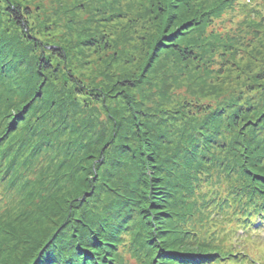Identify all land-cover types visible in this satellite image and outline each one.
Returning <instances> with one entry per match:
<instances>
[{"label":"trees","instance_id":"obj_1","mask_svg":"<svg viewBox=\"0 0 264 264\" xmlns=\"http://www.w3.org/2000/svg\"><path fill=\"white\" fill-rule=\"evenodd\" d=\"M181 2L182 0L163 2L157 8L154 18L159 17L161 12L162 17L167 14L169 19L176 14L179 17L175 18L188 27L183 34L197 31L203 36L206 27L212 25L214 16L229 9L240 17L236 22L239 34L247 29L248 38L251 35L257 36L258 30L261 34L264 29V0H223L212 14L208 15V11L200 16L193 9L186 12V6H181ZM172 4L183 9L178 12ZM31 12L30 8L15 0H0V87L9 84L12 75H24L23 81H20L21 88L25 85L28 87V84L40 85L39 89L32 88L30 93H26V110L22 112L21 109L18 115L9 116L10 120L14 118V121L9 123L11 133L5 139V144L0 145V220L14 210L18 201L22 204L24 199L32 195L29 191L36 185L33 179L39 166L36 161L41 154L48 156L51 149L57 156L64 158L61 163L63 168H66V158L72 160L76 154L80 155L79 158L82 156L84 161L90 156L95 158L93 149L85 152L95 141L85 143V135H79L80 130L77 129L84 126L83 132L88 134L91 127L90 118L82 120L87 122L86 125H75L76 119L85 115L84 111L86 114L94 113L100 116L102 112L99 108L103 106L109 114L111 128L115 127L113 135L116 133V137L104 152L105 158L100 162L98 175L88 178L87 174H83L79 179L82 182H79V185L76 183L78 186L73 191L69 190V187L63 194L62 200L59 201L63 202L59 217L57 212H48L42 219L34 222L31 225L33 227L14 229L15 234L7 237L13 242L10 248L0 245L1 264H120L119 253L114 252L128 232L135 235L139 246L146 248L147 255L152 260L151 264H262L239 248L236 249L238 251L233 248L228 251L223 248L212 251L209 246L197 244L202 246L198 252L170 248V253H167L160 241L161 235L168 233L160 227L162 214L150 211L149 207L168 204V211L173 214V220L170 222L173 230L175 226L185 228L180 222L175 223L174 219L183 218L185 215L187 219H193L191 209L198 214H211L215 226L223 230L228 225H234L220 237L223 242L230 241V246L236 242V234L241 231V237L238 238L250 242L249 238L253 233L264 230V90H258L254 94L257 95L256 98L251 95V99H240V104L232 103L225 107L221 104L211 106L204 101L191 104L190 107L193 108L190 118L195 119L198 115L203 117L194 127L187 125V132L182 137L183 142L174 155L170 156L171 159L166 157V161H160L162 150L169 149V139L164 129H155L153 139L140 148L144 153L131 155L123 138L127 139L129 135V138L134 140L135 136L128 133L133 128L130 120H140L143 114L135 106L138 102L130 101L128 104L123 97L125 92L135 91L137 81L124 79L117 82L115 93L111 92L109 95L101 93V89L97 87L89 89L83 80L73 74L68 64V55L58 45L44 44L37 38L29 25ZM217 20L215 25L218 26ZM213 22L215 23V20ZM232 22L234 21L230 23ZM180 26H177L176 32L170 36L169 33L168 36L160 35L154 47H158L165 39L169 40L168 43H162L164 46L175 45L177 34L181 32ZM218 27L224 28L222 25ZM182 46L175 45L173 52L178 58L192 60L193 52L188 50L191 47ZM241 56H246V53ZM261 64L264 66V61ZM48 74L61 83V98L56 91H47V87L51 85ZM252 87L249 86L248 89ZM42 100H47L48 107L43 115L37 116L38 109L34 106ZM68 117L71 120L67 124ZM93 117L95 120L99 118ZM244 122L252 126L248 128V137L245 139V142H251L250 154L231 155L230 145L227 150V138H233L231 133L235 134ZM252 122L257 124L251 125ZM66 126L70 129L69 136H73L75 130L79 136H74L70 143L64 144L63 132ZM99 126L102 127L100 124ZM150 132L149 129L146 133L149 135ZM103 138L106 140L109 137ZM236 142L240 141L234 137L232 144ZM15 143H18L17 147ZM218 149L227 154L229 159L218 157ZM110 150H113L115 155L118 151L119 160L109 156ZM132 150L135 151V148ZM123 154L126 157L122 158ZM131 163L134 167L133 175L131 170H125L131 168ZM153 163L157 164V168ZM120 164L122 165L119 167ZM89 166L90 168L86 166L84 170L91 169L90 175L95 176L93 168L97 164ZM76 170L77 167L69 172L74 176ZM40 174L44 180L47 171L43 173L42 170ZM22 175L29 177V182L33 184L25 183L20 186L16 197L15 188L22 180ZM192 181L195 183L189 189L188 183ZM205 185L210 187L207 192H203ZM59 189L64 190L60 186ZM197 191L203 199L201 204L194 201L195 197L190 201V197H187ZM47 200L49 198L40 199L38 195L35 202L33 201V207L37 206L39 209L38 203L44 204ZM184 202L188 204H180ZM31 216L32 214L29 217ZM24 222L21 221V224ZM193 235H196L194 231L187 232L183 237L169 240H192ZM198 235L197 232L196 236ZM213 240L212 238L211 241ZM163 242L167 243V240ZM177 244L179 248L190 247L188 244ZM4 254L8 257L3 258Z\"/></svg>","mask_w":264,"mask_h":264},{"label":"rangeland","instance_id":"obj_2","mask_svg":"<svg viewBox=\"0 0 264 264\" xmlns=\"http://www.w3.org/2000/svg\"><path fill=\"white\" fill-rule=\"evenodd\" d=\"M15 1L31 9L32 15L29 18V25L37 38L43 41L44 44L58 45L68 55V64L73 74L83 80L89 89L97 87L101 89L99 90L101 93H108L109 95L111 92L115 93L114 89H116L117 82L124 79H135L137 81L135 91H127L123 97L128 104H130V101L138 102L135 106L143 114L140 120L134 117L130 120L133 128L128 133L135 136L134 140H131L129 135H127V139L123 138V142L126 141L125 144L131 155L133 153L139 154V152L144 153L140 148L146 146V143L153 139L155 129H164L169 139V149L164 148L162 150L160 161H166V157H172L175 150L183 142L182 137L187 132V125H193L192 127H194L195 123L200 122L203 117L198 115L195 119L190 118L192 115L191 108H193L190 107L191 104L204 101L211 106L221 104L225 107L232 103L240 104V99H251L250 96L258 90H264V66L261 64L264 61V29L261 34L258 30L257 36L251 35L248 38L247 29L239 34L236 22L240 20V17L235 15L232 10L227 9L218 12V15L213 18L215 23L212 20V25L204 30L203 37L197 31L183 34L188 27L177 19L179 16L176 14L169 19L167 14L162 17L163 12H161L159 17L154 18L157 8L168 0ZM221 1L223 0H182L180 5L186 6L184 9L186 12L193 9L200 16L208 11H210L208 15L212 14ZM174 4H172L174 10L179 12L180 9H183L175 7ZM185 11L181 12L184 13ZM187 19H189V16H187ZM216 20L219 23L218 26L222 25L224 28L215 25ZM231 21L234 22L230 23ZM221 22H224V24H221ZM177 26H180L181 32L177 34L175 45H183L182 48L191 47V49H188L191 52H188H193L194 58L190 61L177 57L173 52L175 45L164 46L162 44L168 43L169 39H165L158 47H154V43L160 35L168 36L167 33H169V36L172 35L178 29ZM243 53H246V56H243L244 58L241 56ZM259 76H262V78ZM23 77L24 75H12L9 80L10 83L8 82L9 84L5 87H0V145L5 144V139L11 133L9 123L14 121V118L10 120L9 116L18 115V111L21 109L22 112L25 111L28 102V96L25 97L26 93H30L32 88H40V85L30 84H28V87L25 85L24 88H21L20 81H23ZM47 78L51 84L47 87V91H56L58 97L61 98L63 95L60 88L61 83L49 74ZM249 86L253 87L248 89ZM252 91L254 92L251 93ZM254 97L256 98L257 95H254ZM46 103L47 100H42L34 106L35 109H38L37 116L46 112V107H48ZM99 109L102 112L100 116L94 113L86 114V111H84L85 115L77 118L75 123L79 126L86 125L87 122L82 120L90 118L91 127L88 134L84 133L85 131L83 132L84 126L77 129L80 130L79 135H85V143L91 140L95 141L85 151L93 149L95 158L90 156L87 161H84L82 156L79 158V154L75 155L71 152L75 156L72 160L66 158L64 162L66 168H63L61 163L64 158L57 156L51 149L48 151V153L50 152L48 156L47 154H41L36 161L39 164L36 170L39 171H36L35 179H33L36 185L31 187L29 191L32 195L28 196L26 200L24 199L22 204L17 199L18 204H16L14 210L4 216L3 220H0L1 247L6 248L7 246L10 248L13 242L7 237L15 234L14 229L16 227H33L31 225L37 222L38 219H42L48 212L49 214L57 212L58 216L63 206V202H59L62 200L63 194L67 192L66 190L69 187H71L69 190L73 191L82 182L79 179L83 174H87L88 178H94L98 175L100 162L104 161L105 158L104 152L108 149V144L112 143L116 137V133L113 135L115 127L111 128L109 123V114L103 106ZM187 109L190 110L187 111ZM93 116L99 118L95 120ZM70 118H66L67 124L72 119ZM253 124L255 126L257 123L252 122L251 125ZM249 125L244 122L235 134L231 133L240 142L232 144L234 137L227 138V150L230 145L231 155L244 156L246 153L250 154L249 144L251 142H245L249 133L248 128H252ZM66 127L63 132L65 134L64 144L70 143L71 139L75 138L74 136H79L77 130H75L76 133L73 136H69L70 129L68 126ZM126 128L129 127L126 126ZM149 129L151 132L148 135L146 132ZM98 135L101 136L96 140L95 138ZM103 136L109 138L105 140ZM143 137L146 139H143ZM17 145L18 143H15L16 147ZM133 147L135 151L132 150ZM218 151H220L217 152L218 157L229 159L227 154L222 153L220 149ZM108 154L112 159L119 160L118 151L116 155L113 150H110ZM124 157L126 156L123 154L122 158ZM137 158L140 160L139 157ZM127 159L129 161V158ZM44 160H48V162L45 163ZM4 162L7 163L5 160ZM93 164H97L93 168V175L95 176L90 175L91 169L89 171L84 170L86 166L90 168L89 165L93 166ZM154 165L157 168V164ZM76 167L77 170L73 171L74 176H72V172L69 171ZM42 170L43 173L47 171L44 180L42 174H40ZM125 170H131L133 175V164L131 163L130 169L125 168ZM108 175L109 173L107 177ZM171 176L168 175V177ZM28 179L29 177L25 178L22 175V180H19L20 182L17 183L15 188L16 197L20 186L25 183L33 184ZM166 179L167 177H165V181ZM37 180L39 181L36 183ZM76 183L79 184L75 185ZM194 183V181L188 183V188L191 189ZM59 186L63 187L64 190H60ZM207 187L208 185H205L203 192L209 190L210 187ZM39 191L41 192L39 193ZM38 195L40 199L49 198L44 204L39 205L37 202L39 209L37 206L33 207V201ZM200 195V192L197 191L192 195H187V197H190L189 201L192 197H195L194 201L201 204L203 199ZM180 204L187 205L188 203ZM167 207L168 204L149 207L150 211L158 213V215L162 214L160 227L161 230H167L168 233L162 234L160 241L161 245L166 248L167 253H170L168 250L170 248L174 250L189 249V251L198 252L202 248L199 245L209 246L212 251L221 248L227 251L229 248H233L238 251L236 249L239 248L246 251L252 259L264 264V230L253 233L252 237L249 238L250 242H244L241 238H238L241 237V231L236 234V242L230 246V241L223 242L220 237L225 231L232 229L234 225H228L223 230V228L215 226V222L210 217L211 214L208 215L206 212H199L198 214L191 209L193 219L190 220L191 217L187 219L186 215L183 218L174 219L175 223L180 222L185 228L175 226L173 230L170 225L173 214L168 211ZM178 209L180 208L178 207ZM31 214L32 216L29 217ZM21 221H25L24 224H21ZM193 231L196 235L197 232L199 233L198 236H192L194 241L187 238L175 242L169 240L170 238L183 237L184 233L187 234V232ZM210 237L214 240L211 241L212 238ZM164 240H167V243L163 242ZM177 243L188 244L190 247L182 246L179 248ZM114 253H119L118 262L120 264L152 263L151 258L147 255L146 248L142 245L139 246L138 239L131 232L124 235L123 242L119 243ZM4 257H8L7 254H4ZM224 264L233 263L225 262Z\"/></svg>","mask_w":264,"mask_h":264}]
</instances>
